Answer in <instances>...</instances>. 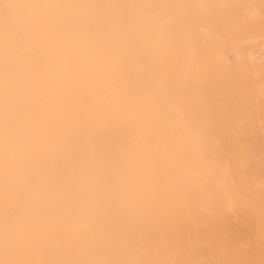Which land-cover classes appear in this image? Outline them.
<instances>
[{"label":"bare ground","instance_id":"6f19581e","mask_svg":"<svg viewBox=\"0 0 264 264\" xmlns=\"http://www.w3.org/2000/svg\"><path fill=\"white\" fill-rule=\"evenodd\" d=\"M81 20L131 35L194 127L212 114L208 159L184 146L203 191L180 186L124 126L101 136L96 159L60 151L81 88L109 82L117 60ZM138 197L147 209L126 211ZM0 264H264V0H0Z\"/></svg>","mask_w":264,"mask_h":264},{"label":"snow or ice","instance_id":"6c2138e0","mask_svg":"<svg viewBox=\"0 0 264 264\" xmlns=\"http://www.w3.org/2000/svg\"><path fill=\"white\" fill-rule=\"evenodd\" d=\"M86 29L90 41L114 51L117 60L109 82L81 88L80 114L67 129L61 130L60 151L70 154L73 149H79L90 159H96L101 136L113 126H124L132 133V142L143 144L149 158L172 173L180 186L199 187L203 191L205 177L198 172L197 160L185 151L184 146L186 143L194 144L199 160L208 159L207 153L212 149L209 132L212 114L207 111L196 113L195 118L199 123L194 127L191 123L192 112L175 101L162 82L154 79V58L131 35L119 40L110 33L99 35L89 21L81 20L79 31L84 33ZM34 55L45 61L46 68L50 57L47 46L37 42ZM146 81L156 84L158 91L154 93L151 87L145 88ZM182 82L190 84L188 78ZM154 94L156 102L146 118L144 101ZM177 127L183 130L181 134H177ZM126 151L127 147L121 146L116 154L120 156ZM196 175L201 176L198 185L193 184ZM207 206L206 200L198 204L190 201L185 205L188 209L198 208L200 211H204ZM147 207L142 197L124 206L132 214H141Z\"/></svg>","mask_w":264,"mask_h":264}]
</instances>
